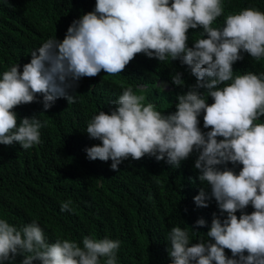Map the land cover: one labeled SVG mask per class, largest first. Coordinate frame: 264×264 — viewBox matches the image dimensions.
<instances>
[{"label":"clouds","instance_id":"9594fccd","mask_svg":"<svg viewBox=\"0 0 264 264\" xmlns=\"http://www.w3.org/2000/svg\"><path fill=\"white\" fill-rule=\"evenodd\" d=\"M223 12L222 0H96L94 10L74 20L62 41L50 38L32 51L22 72L19 64L3 72L0 144L18 142L28 150L40 143L47 122L24 117L18 124L13 111L35 102L36 94H42L46 112L59 98L75 103L70 93L81 78L101 71L120 74L137 54L160 62L179 59L196 84L177 96L176 111L161 114L132 87L124 88L110 114L100 111L89 121L87 134L102 143L86 148L87 158L111 160L114 171L129 157L145 155L167 158L179 168L196 150L198 179L211 192L201 188L194 203L206 208L214 198L226 217L213 213L208 240L195 244L186 230L171 228V264H264V123L259 122L264 117V73H233V64L244 58L241 52L256 61L264 58V11L247 7L228 14L222 28L213 27ZM197 28L206 38L189 47L188 31ZM172 83L184 85L182 74L177 72ZM167 87L172 86L167 82ZM199 89L214 102L208 104ZM202 112L204 128L211 129L206 133L199 127ZM229 163L242 165L239 174ZM71 204L63 201L61 211H74ZM250 204L254 211L249 214L243 210ZM196 226H206L205 219ZM120 243L92 236H84L82 246L70 239L49 243L35 220L17 227L0 219V264L17 255L24 257L21 264H117Z\"/></svg>","mask_w":264,"mask_h":264},{"label":"trees","instance_id":"16d2710c","mask_svg":"<svg viewBox=\"0 0 264 264\" xmlns=\"http://www.w3.org/2000/svg\"><path fill=\"white\" fill-rule=\"evenodd\" d=\"M96 0H0V78L13 65L31 61L32 51L48 39L62 41L68 27L76 19L93 11ZM224 12L213 27L222 28L230 13L247 7L264 11V0H222ZM188 46L206 38L202 28L189 29ZM233 64V73L243 75L264 73V58L254 60L247 53ZM182 74L184 85L176 86L172 77ZM167 82L172 87H167ZM230 83V82H228ZM196 84V77L187 65L170 57L160 62L137 54L124 71L108 75L101 71L95 77H84L70 94L75 103L59 98L46 112L42 94L36 101L16 106L18 124L24 117H37L46 127L40 129V143L24 150L18 142L0 144V219L20 227L35 220L44 230L46 241L74 240L82 246L84 236L119 240L117 264H171L167 248L168 234L173 227L186 230L190 244L208 240L213 213L221 216L214 198L208 207H197L194 196L211 187L200 182L195 160L196 150L181 161L180 167L165 160L145 155L139 160L131 157L111 169L112 161L87 158L86 148L101 144L87 134L89 121L100 111L110 114L113 102L126 87L145 97L161 114L176 111L177 96ZM201 94L205 89H199ZM208 104L213 99L206 93ZM203 132V112L198 117ZM264 123V117L259 118ZM222 139V138H221ZM223 167V166H220ZM239 174L242 165H227ZM71 200L72 212H62L61 203ZM243 211H254L251 204ZM239 217L241 212L236 213ZM205 219L206 226L196 221ZM231 257V251L225 249ZM17 255L9 264H21ZM103 259V258H102ZM33 264H41L34 261Z\"/></svg>","mask_w":264,"mask_h":264}]
</instances>
